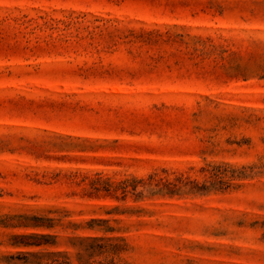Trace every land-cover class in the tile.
<instances>
[{
    "label": "rangeland",
    "instance_id": "1",
    "mask_svg": "<svg viewBox=\"0 0 264 264\" xmlns=\"http://www.w3.org/2000/svg\"><path fill=\"white\" fill-rule=\"evenodd\" d=\"M0 264H264V0H0Z\"/></svg>",
    "mask_w": 264,
    "mask_h": 264
}]
</instances>
